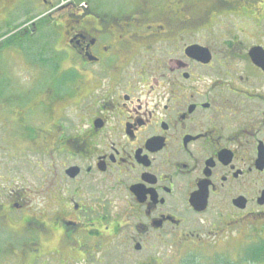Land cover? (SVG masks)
<instances>
[{
    "label": "flooded vegetation",
    "instance_id": "obj_1",
    "mask_svg": "<svg viewBox=\"0 0 264 264\" xmlns=\"http://www.w3.org/2000/svg\"><path fill=\"white\" fill-rule=\"evenodd\" d=\"M0 227L10 263L264 264V0H0Z\"/></svg>",
    "mask_w": 264,
    "mask_h": 264
},
{
    "label": "rangeland",
    "instance_id": "obj_2",
    "mask_svg": "<svg viewBox=\"0 0 264 264\" xmlns=\"http://www.w3.org/2000/svg\"><path fill=\"white\" fill-rule=\"evenodd\" d=\"M23 173H26V174L28 173L29 175H31L32 170H30V168H28L25 171H23ZM35 173H36V171H33V175H35ZM36 188L37 187H32L31 189L36 190ZM1 229L4 230L3 228H1ZM2 230L0 231V264H23L19 260L16 261L15 263H10L7 260L10 256V253H11L7 249V244L9 243V240H11V242L13 244H19L21 242V239L19 238V236H7L6 234H4V232H2Z\"/></svg>",
    "mask_w": 264,
    "mask_h": 264
}]
</instances>
